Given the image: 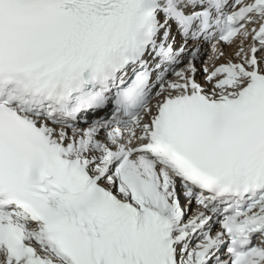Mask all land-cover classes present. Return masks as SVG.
I'll return each instance as SVG.
<instances>
[{"label": "snow or ice", "instance_id": "6c2138e0", "mask_svg": "<svg viewBox=\"0 0 264 264\" xmlns=\"http://www.w3.org/2000/svg\"><path fill=\"white\" fill-rule=\"evenodd\" d=\"M0 264H264V0H0Z\"/></svg>", "mask_w": 264, "mask_h": 264}, {"label": "bare ground", "instance_id": "6f19581e", "mask_svg": "<svg viewBox=\"0 0 264 264\" xmlns=\"http://www.w3.org/2000/svg\"><path fill=\"white\" fill-rule=\"evenodd\" d=\"M225 51L231 52V51H232V49H228V48H226V49H225ZM206 53H207V56H206V58H205V59H207L208 55L210 54L208 51H206ZM209 63H211V62H209ZM197 66H198V67H201V65H200V63H199V62H198V64H197Z\"/></svg>", "mask_w": 264, "mask_h": 264}, {"label": "rangeland", "instance_id": "374dc122", "mask_svg": "<svg viewBox=\"0 0 264 264\" xmlns=\"http://www.w3.org/2000/svg\"><path fill=\"white\" fill-rule=\"evenodd\" d=\"M206 56H207V53L205 52V53L203 54V56H202V59H205Z\"/></svg>", "mask_w": 264, "mask_h": 264}]
</instances>
